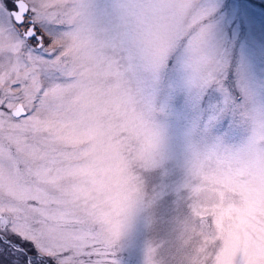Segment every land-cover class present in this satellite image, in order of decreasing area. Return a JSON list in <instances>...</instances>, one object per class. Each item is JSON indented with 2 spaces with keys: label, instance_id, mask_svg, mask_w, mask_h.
<instances>
[{
  "label": "rangeland",
  "instance_id": "374dc122",
  "mask_svg": "<svg viewBox=\"0 0 264 264\" xmlns=\"http://www.w3.org/2000/svg\"><path fill=\"white\" fill-rule=\"evenodd\" d=\"M3 1L0 264H264V0Z\"/></svg>",
  "mask_w": 264,
  "mask_h": 264
},
{
  "label": "flooded vegetation",
  "instance_id": "af4514ba",
  "mask_svg": "<svg viewBox=\"0 0 264 264\" xmlns=\"http://www.w3.org/2000/svg\"><path fill=\"white\" fill-rule=\"evenodd\" d=\"M24 2H25V4H26V10H25V12H23L22 15H21V17H22V20H21V21H23L25 14L28 13L29 5H30V3L27 2L26 0H24ZM3 5L6 6L8 9H9V7H11V6L14 7V8H12V9L10 10V13H11L13 19H14V16H13L12 12H13V11H16V10L19 9V6H18V0H4V1H3ZM30 20H31V19H30ZM14 21H15L16 23H20V22H21V21H20V22H17L15 19H14ZM34 24H35V26L37 25V29L39 30V32H40L41 35L45 33V31L42 29V27H41L40 25H38L36 22H35ZM27 32H29V35H26ZM33 34L36 35V33H34V31L32 30V26H30L29 29L26 30V31L24 32V35H25L27 38L32 37ZM17 104H20V103H17ZM17 104H16V106H17ZM16 106H15V107H16ZM15 107H14V109H15Z\"/></svg>",
  "mask_w": 264,
  "mask_h": 264
},
{
  "label": "water",
  "instance_id": "95a60500",
  "mask_svg": "<svg viewBox=\"0 0 264 264\" xmlns=\"http://www.w3.org/2000/svg\"><path fill=\"white\" fill-rule=\"evenodd\" d=\"M18 6H19V9L16 10V11H13L12 14L14 16V19L17 22H20L22 20L21 15L26 10V4H25L24 0H18ZM26 35H29V32H27ZM13 113L15 115L24 114L25 113V110H24L22 104H17V106L15 107Z\"/></svg>",
  "mask_w": 264,
  "mask_h": 264
}]
</instances>
